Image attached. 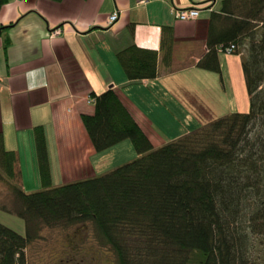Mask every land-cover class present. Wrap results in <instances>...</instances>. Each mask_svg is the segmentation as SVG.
<instances>
[{
  "label": "trees",
  "instance_id": "trees-1",
  "mask_svg": "<svg viewBox=\"0 0 264 264\" xmlns=\"http://www.w3.org/2000/svg\"><path fill=\"white\" fill-rule=\"evenodd\" d=\"M230 45V54L241 52L247 110L205 119L157 147L112 87L90 93L93 112L80 117L95 151L129 139L137 154L103 173L53 184L45 130L36 125L40 188L26 191L0 133V180L15 199L13 209H0L24 222V233L0 222V264H27L25 249L40 225L85 223L115 264H254V254L264 260V0H221L209 12L197 66L220 73L218 54ZM170 54L168 44L164 66ZM116 58L128 81L157 75L155 50L131 43Z\"/></svg>",
  "mask_w": 264,
  "mask_h": 264
},
{
  "label": "crops",
  "instance_id": "crops-1",
  "mask_svg": "<svg viewBox=\"0 0 264 264\" xmlns=\"http://www.w3.org/2000/svg\"><path fill=\"white\" fill-rule=\"evenodd\" d=\"M220 1L6 0L0 7V24L9 25L0 30V133L4 148L16 154L22 188L32 191L24 186L22 164L36 165L32 136L36 125L45 130L53 184L113 168L107 153L113 147L125 145L122 143L126 140L95 151L80 117L93 112L91 92L98 94L112 87L154 147L165 141L155 142L153 122L134 101L141 94L145 104L161 107L165 104L157 92L162 93L161 98L175 94L181 104L203 105L213 113L216 100L206 103L198 78L194 87L186 82L196 69L203 71L197 62L206 53L210 11L202 12L197 19L182 21L175 19L171 9L210 5L217 11ZM113 11H117L118 18L108 23ZM54 28H59L60 33L52 36L50 30ZM131 43L156 51L155 78L126 79L116 52ZM168 44L170 65L164 66L162 57ZM240 58V53L218 54L220 73L216 74L222 81L219 100L223 110L225 102L230 107L237 106L236 84L243 81ZM203 73L198 72L197 77ZM242 103L243 107L233 110H247V94ZM128 151L127 155L133 156L134 150ZM32 176L40 188L38 172H32ZM54 177L59 182L54 183Z\"/></svg>",
  "mask_w": 264,
  "mask_h": 264
},
{
  "label": "rangeland",
  "instance_id": "rangeland-1",
  "mask_svg": "<svg viewBox=\"0 0 264 264\" xmlns=\"http://www.w3.org/2000/svg\"><path fill=\"white\" fill-rule=\"evenodd\" d=\"M243 49L244 46L240 48V51L243 52ZM198 72H204L203 74L205 75L197 77ZM196 78L199 80V89L202 90L203 95L207 97L206 103H211L214 99L216 100L215 106H211L213 107V113L209 112V108L207 109L203 105H195L193 103L189 106L183 105L178 101L175 94L170 97L166 95L161 98L162 93L157 92L160 97L159 100L165 104L164 107L154 106V104L150 105L151 103L147 102V104H145L142 94L134 99L142 114L154 124L151 128L153 132L156 133L155 142H166L175 139L187 131L195 129L202 124L205 119L219 117L224 115V113L233 111L236 107H243L242 99L246 94L243 81H240V84H236L238 90L237 106L233 105L230 107V105L225 102V110H223V104H221L219 100L220 90L222 88V81L219 79V75L216 74V72L196 69L191 74V79L186 80L190 87H194ZM223 82L226 84L225 79ZM174 85L176 87V84ZM240 87L241 90H239ZM177 89H179V87ZM155 91L157 90L155 89ZM240 91L241 93H239ZM154 97L156 100L155 95ZM140 98H142V100H139ZM89 100L91 101L90 98ZM202 120L203 122L201 123L200 121ZM125 140V143H122L125 145L113 147L107 153L109 154L107 160L112 161L111 164H113L111 167L130 161L137 156L130 140ZM128 148L129 150H134L132 151V153L134 152L133 156L127 155L129 154ZM22 166L25 188L29 190L32 189V191H34V189L38 190L39 185L34 183V178L32 176V172L37 175V165H35V162L33 164H31V162H25ZM53 179L54 183L59 182L56 177ZM17 183L19 184V180H17ZM13 197L8 185L0 180V207L4 206V208L13 209L15 205V199ZM0 222L16 231L24 233L23 220L10 212L0 209ZM36 230V237L25 249L27 264H115L112 253L104 248L98 247L95 243L90 224H79L68 228L40 225ZM258 254H260V252H258ZM251 262L254 264H264V260L258 258L257 254L253 255Z\"/></svg>",
  "mask_w": 264,
  "mask_h": 264
},
{
  "label": "built area",
  "instance_id": "built-area-1",
  "mask_svg": "<svg viewBox=\"0 0 264 264\" xmlns=\"http://www.w3.org/2000/svg\"><path fill=\"white\" fill-rule=\"evenodd\" d=\"M148 0H138V2L143 3V2H147ZM172 13L175 17V19L178 20H194L197 19L199 17V15L202 12H208L211 11V6L209 7H196V6H188V7H172ZM118 18V13L117 11H113L109 14L108 16V23H112L114 21H116V19ZM60 33V29L59 28H54L52 30H50V35H57ZM233 45H230L229 47L225 48V51H223V53L225 54H230V51L233 49ZM219 52H221V48L218 49Z\"/></svg>",
  "mask_w": 264,
  "mask_h": 264
},
{
  "label": "bare ground",
  "instance_id": "bare-ground-1",
  "mask_svg": "<svg viewBox=\"0 0 264 264\" xmlns=\"http://www.w3.org/2000/svg\"><path fill=\"white\" fill-rule=\"evenodd\" d=\"M197 7V6H196ZM182 21H184V20H182Z\"/></svg>",
  "mask_w": 264,
  "mask_h": 264
}]
</instances>
